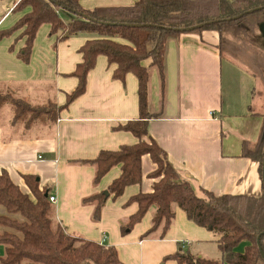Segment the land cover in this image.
Instances as JSON below:
<instances>
[{
    "label": "crops",
    "instance_id": "1",
    "mask_svg": "<svg viewBox=\"0 0 264 264\" xmlns=\"http://www.w3.org/2000/svg\"><path fill=\"white\" fill-rule=\"evenodd\" d=\"M16 1L0 0V29L10 27L24 12L12 10ZM135 1L80 0V4L91 10L131 6ZM256 31L264 38L261 27L250 34ZM18 33L0 40V92H10L31 105L48 100L63 105L78 83L73 72L82 61L80 48L94 34L79 32L60 39L59 32H50L49 24H41L25 62L17 55L24 41ZM115 68L106 56L98 55L86 74L83 93L62 107L52 123L13 122L11 106H0V172L6 171L25 192L28 187L23 176L35 175L39 187L54 196L55 217L65 232L114 246L124 264H177L163 258L179 249L180 243L186 249L196 242V252L202 255L200 242H216L217 237L189 220L178 206L162 238H158L159 229L142 237L151 226L155 206L129 231L121 232V225L138 208L128 199L138 192H151L152 183L159 179L151 176L156 164L148 153L141 156V181L125 186L115 198L108 196L99 216L94 217L95 201L90 197L104 192L120 174L117 164L95 179L94 159L101 150H118L138 141L121 127L139 118L138 81L131 72L123 79L115 78ZM261 78L264 80L247 64L220 54L214 30L181 31L167 41L163 85L157 69L148 68L150 117L147 135L142 138L155 140L179 177L197 194L202 190L215 195L259 194L258 163L242 155V145L254 143L261 130ZM3 255L0 244V257Z\"/></svg>",
    "mask_w": 264,
    "mask_h": 264
},
{
    "label": "trees",
    "instance_id": "2",
    "mask_svg": "<svg viewBox=\"0 0 264 264\" xmlns=\"http://www.w3.org/2000/svg\"><path fill=\"white\" fill-rule=\"evenodd\" d=\"M64 9L69 19L59 13ZM13 11H24L8 28L0 29V40L19 31L24 38L17 55L29 60L33 40L41 24L50 25L51 33L60 39L79 32L94 34L81 46L82 61L73 72L78 78L75 89L67 95L63 105L48 100L42 105L0 92V106L9 104L12 121L24 120L52 123L59 110L85 89L86 74L102 54L109 64H115L113 76L123 79L127 72L138 81L139 118L129 120L121 127L131 131L138 141L118 150H101L94 163L95 179H99L113 165H120V174L104 192L90 198L95 201L94 217L99 216L106 198L119 196L125 186L141 181V156L148 153L156 164L152 177V191L138 192L128 202H136L137 211L121 225L124 234L139 222L151 206H155L151 226L142 237L151 236L159 229L162 238L173 222L178 206L196 225L217 237L220 258H212L180 248L164 256L177 264H264L259 247L264 253V184L261 192L252 194L224 193L215 195L209 190L197 194L188 181L179 177L167 160L165 152L147 135L148 68L157 69L161 84L164 81V55L167 41L176 36L179 27L203 23L192 31L214 30L218 34L221 55H231L263 74L257 66V57H264L247 42V35L264 24V0H136L131 6H106L85 9L80 0H17ZM86 15L87 17H83ZM238 16V17H235ZM105 22V23H104ZM122 39L125 42H120ZM144 62H148L146 65ZM255 62V63H254ZM242 155L258 163L261 179L264 177V113L258 139L243 143ZM28 191H22L6 171L0 172V244L4 246L1 264H124L112 245L101 244L65 232L55 217V208L48 199L45 187L40 188L35 175L23 176ZM242 245V249H239Z\"/></svg>",
    "mask_w": 264,
    "mask_h": 264
},
{
    "label": "rangeland",
    "instance_id": "3",
    "mask_svg": "<svg viewBox=\"0 0 264 264\" xmlns=\"http://www.w3.org/2000/svg\"><path fill=\"white\" fill-rule=\"evenodd\" d=\"M59 13L61 14V17L64 20L67 21L69 19V16L65 13V11H64V9H62V7H59ZM252 36H255V37H252ZM263 36H264V34H263ZM247 41L250 42L252 45H254V47L259 48L261 50H264V38L261 36L260 31H258V32L256 31L254 34H249L247 36ZM257 52L261 53L262 51L257 50ZM256 60H257V66H255V69H258V67H259L262 74H263V77H264V57L259 56V57H257ZM261 81L264 82L263 79ZM38 103H41V101H38ZM212 233H214V232H212ZM200 243L202 245H200L198 247L200 248L201 254L203 256L212 257V258H220V252H219V249H218L216 242L208 241V242H200ZM185 247L187 248V246H185ZM196 247H197L196 242H192V245L188 246V248L193 252H196L199 250ZM239 249H242V245H240ZM157 264H161V262H157Z\"/></svg>",
    "mask_w": 264,
    "mask_h": 264
},
{
    "label": "water",
    "instance_id": "4",
    "mask_svg": "<svg viewBox=\"0 0 264 264\" xmlns=\"http://www.w3.org/2000/svg\"><path fill=\"white\" fill-rule=\"evenodd\" d=\"M82 16L83 17H87L86 15H83L82 14ZM235 17H238V16H235ZM105 23V22H104ZM203 25V23H199V24H196V25H193V26H189V27H179V28H174V30H178V31H191V30H193V29H196V28H198V27H201ZM261 30H262V32H263V34H264V24H262L261 26ZM263 164H264V157H263ZM262 182H263V184H264V177L262 178ZM261 233H264V230L261 232ZM259 250H260V255H261V257H262V259L264 260V253L262 252V250H261V248L259 247Z\"/></svg>",
    "mask_w": 264,
    "mask_h": 264
},
{
    "label": "built area",
    "instance_id": "5",
    "mask_svg": "<svg viewBox=\"0 0 264 264\" xmlns=\"http://www.w3.org/2000/svg\"><path fill=\"white\" fill-rule=\"evenodd\" d=\"M48 199H49L51 202H53L55 198H54V196L49 195Z\"/></svg>",
    "mask_w": 264,
    "mask_h": 264
}]
</instances>
